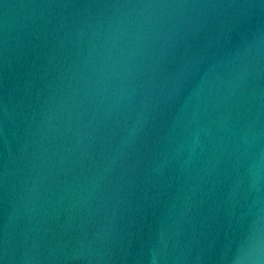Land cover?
Segmentation results:
<instances>
[{"label":"water","instance_id":"water-1","mask_svg":"<svg viewBox=\"0 0 264 264\" xmlns=\"http://www.w3.org/2000/svg\"><path fill=\"white\" fill-rule=\"evenodd\" d=\"M0 264H264V0H0Z\"/></svg>","mask_w":264,"mask_h":264}]
</instances>
